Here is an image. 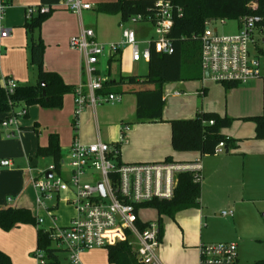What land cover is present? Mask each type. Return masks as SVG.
<instances>
[{"label":"crops","instance_id":"crops-1","mask_svg":"<svg viewBox=\"0 0 264 264\" xmlns=\"http://www.w3.org/2000/svg\"><path fill=\"white\" fill-rule=\"evenodd\" d=\"M106 1L114 0H101L97 3ZM63 2L64 0H9L2 19H0V30L1 28L8 29L6 36H0V80L12 78L18 85L36 83V70L28 63L29 33L23 25L27 20L26 10L28 7L43 6L48 8L50 15L38 29H34L32 32V35L35 38L40 37L45 45L43 68L47 71L59 73L63 81L74 88L81 83H85L86 77L82 71V55L79 51L71 49L68 42L71 36L77 35L83 28H92L96 40L99 41L96 26L84 24V14H88V11L91 9L77 15L67 10ZM113 15L118 17V24H120L119 14ZM134 25L132 28L141 37V30L135 28L136 24ZM120 39L121 33L119 38H111V41L106 42H117ZM51 47L58 53L55 59L57 60L56 62L51 60L49 55H47V50ZM123 55L131 63H135L131 60L130 49L128 47L123 48L116 57H120V60ZM108 67L110 70V65ZM130 68L129 66L120 69L119 74L114 78L109 76L104 80L111 81L112 86H119L116 82H118L120 76L137 75ZM108 74L110 75L109 71ZM203 79H199V82L203 83ZM177 82L171 94L179 96L183 93L182 82L185 81ZM262 86L263 82L261 78V82H252L241 87L240 90L225 89V93H229L228 95H232V92L236 95V91H241L239 92L240 101L237 104H230L226 101L224 105H220L214 109L217 113L224 112L225 115L223 116L232 118L233 123H235L233 130L223 133V128L222 133L233 139L234 142L225 147L227 151L224 149L222 152L212 155H201L197 151H191L193 153L175 152L170 144V124L168 123V120L172 118L168 119L166 115L164 116L163 109L161 121L135 123L137 96L133 90L139 89V85H121V90L124 93L119 94L120 100L117 101L119 102L118 109L102 114V117L100 116L99 119L96 115V107H87L81 114V118L79 116L80 125L79 127L77 126V130L79 128L77 135L81 141L86 143L94 142L97 139L108 143H116L120 138L121 125L124 123L129 125L127 132L128 142L120 147V159L123 162H154L164 160L167 156H171L172 160L175 161L199 160L201 162L198 206L176 212L163 222L160 216L161 236L156 255L161 264H200L198 245L200 243L210 244L218 242H235L237 246L236 260L238 262L239 241L243 242L245 239L263 240L264 139H255V124L253 121L247 119L262 113ZM166 87H162L164 104H166V95H170ZM191 88L194 87L192 86ZM202 88L206 91L208 87ZM175 92L179 94H175ZM66 96H72L73 99L74 92L64 95L63 106L60 109L42 108L38 105L26 107V118L22 120L18 119V125L27 126L38 131V127L41 124L40 120L47 113L51 114L54 119L60 116L65 117L68 121L71 120L72 125L73 102L72 99L67 102ZM68 103H70L68 105L69 108H66ZM15 107L11 108L8 112H0V122L10 112H13V114L19 113L15 111ZM208 111L207 106L203 109L202 105H200V107H196L195 115L198 112ZM92 115L94 117L93 123L91 122ZM131 120H133L132 124H130ZM52 130L54 132H49L48 135L50 133H57L61 144V136L57 132L59 129L53 127ZM48 135L45 143L38 144L36 148L33 145V148H35L34 156L38 146L47 144ZM72 139L67 143L66 151H68ZM27 151H31L30 145ZM66 154L67 152L63 153L64 156ZM11 163L10 160L2 162V164L8 165ZM29 163H32V157L30 156L27 164ZM50 165L39 169L37 173L47 169ZM24 169L26 167L22 170ZM30 169H32L31 172L33 173V168L30 167ZM1 172L2 170H0ZM0 184V207L28 208L36 218L41 217L43 219L42 223L46 221V218H50V225L42 227L44 230L50 231V236L56 227H60V225H56L55 218L36 205L37 193L29 181H18L15 185L9 182ZM12 186L15 188L14 192L16 196H14V199L8 197L5 200L4 191L11 189ZM68 197L69 195L65 193L59 194L56 196V199L59 203L61 198L67 205L71 206L67 201ZM217 201H220V207H222L220 217H216L218 204L215 203ZM54 205H56L54 209L55 213L58 204ZM71 207L73 212L68 217L66 224L74 215V208L73 206ZM222 211H232L233 215H223ZM27 225L29 224L18 225L8 232L0 228V250L9 255L12 264H37L36 258L31 259L26 256L27 250L32 248L36 243L37 226L32 225L34 228H29ZM11 238L16 239L13 241ZM22 246H27V250L24 251ZM52 246L57 247L56 241L53 238ZM95 249L99 248L84 251L81 254L82 264H113L108 261L107 251H105L104 256L99 260L95 259V256H97ZM58 261L60 264H68L67 253L65 251L58 253Z\"/></svg>","mask_w":264,"mask_h":264},{"label":"built area","instance_id":"built-area-1","mask_svg":"<svg viewBox=\"0 0 264 264\" xmlns=\"http://www.w3.org/2000/svg\"><path fill=\"white\" fill-rule=\"evenodd\" d=\"M9 0H0V19L8 6ZM64 7L80 15L92 5L83 0H64ZM154 12L136 15L128 22H120L121 39L117 42H99L92 28H83L70 37L69 46L82 55V71L86 81L74 88V112L76 120L87 107L95 108L102 102H117L116 93L101 94L104 79L98 74L100 56L106 51L110 57H116L124 48L130 49L133 62L141 59L148 62L150 49L159 53L172 52V43L168 33L174 16H181L180 7H174L171 0H155ZM249 6L256 8L255 3ZM48 12L47 7L30 6L26 17L30 19L37 13ZM238 32L222 34L213 24H223V19H208L201 35V68L203 78L216 82L244 83L261 77L260 62L250 54V45H254L259 30L260 17L247 15L237 20ZM149 22L153 26L155 38L141 39L129 23ZM8 29L1 28L4 37ZM140 38V39H139ZM144 44L140 50L139 45ZM208 70V77L204 72ZM0 85L8 94L18 86L12 78L0 80ZM175 94H179L175 92ZM26 109L1 120L7 137H14L18 132V115H25ZM212 123V121H209ZM128 124H122L120 138L116 143L97 139L86 143L74 135L67 154L60 162L59 171L51 164L47 169L33 175L29 168V183L36 190V205L54 218V206L47 202L59 194H68L67 201L74 208V215L65 226L56 227L51 234L57 247L67 253L68 264H82L81 254L94 248L115 245L128 241L140 264H161L156 250L160 244L157 223L140 230L136 222L138 205L152 200L170 199L174 194L177 176L190 173L194 181H201V162L199 160L123 162L120 159V147L127 144ZM224 142H219L214 154L225 149ZM50 170L51 176L45 173ZM102 186L103 193L100 191ZM223 215H233L232 211H222ZM38 224L43 222L37 217ZM141 221V220H140ZM200 264H229L237 258L235 242L200 243L198 245ZM37 264H45L43 253L36 250Z\"/></svg>","mask_w":264,"mask_h":264},{"label":"trees","instance_id":"trees-1","mask_svg":"<svg viewBox=\"0 0 264 264\" xmlns=\"http://www.w3.org/2000/svg\"><path fill=\"white\" fill-rule=\"evenodd\" d=\"M174 7H180L181 16H174L168 38L172 43V52L159 53L153 47L150 49V58L147 62V72L144 75L120 76L119 86H112L111 81H105L101 94L124 93L121 85H139L133 90L137 96L135 123L155 122L162 120L164 100L162 87L165 83L174 81L199 80L203 78L201 68V35L208 19L237 20L247 15H257L260 21L257 28L263 35L261 52L264 54V0H171ZM255 3L256 8L249 6ZM155 0H114L96 4L98 12L106 14H119L120 22H128L136 15H147L154 12ZM50 12L37 13L24 23L29 33L28 63L35 68L37 81L35 84L18 85L13 93L8 94L0 85V112H8L18 104L25 106L38 105L42 108L60 109L63 106V97L74 92V87L63 81L61 75L55 71L43 68V54L45 45L40 37H34L32 32L38 29L49 17ZM114 57L108 59V65ZM263 86V109L257 116L247 118L255 124V139H264V76H261ZM43 82V85H42ZM225 89L237 86L236 82H223ZM44 91V94H43ZM212 121V123H209ZM170 144L175 152L197 151L201 155L214 154L219 142L226 146L234 142L225 136L222 129L229 127L232 118L220 116L210 112H198L188 119H171ZM72 127L76 131V120L73 118ZM36 157H48L52 161L54 170L59 171L63 153L57 133L48 135L47 144L38 146ZM165 161H171L167 156ZM200 182L194 181L190 173H180L174 194L170 199L152 200L142 203L156 208L158 219L156 221L161 236L160 216L168 214L173 216L176 212L197 207L199 204ZM21 224L37 226L36 248L41 250L45 264H60L58 253L65 251L60 247L52 246L50 231L39 226L31 210L25 207H0V228L4 231ZM140 230L149 225V222H136ZM107 258L113 264H140L128 241L118 242L107 246ZM0 264H12L8 254L0 250ZM229 264H238L237 260ZM252 264H264V259L255 260Z\"/></svg>","mask_w":264,"mask_h":264},{"label":"rangeland","instance_id":"rangeland-1","mask_svg":"<svg viewBox=\"0 0 264 264\" xmlns=\"http://www.w3.org/2000/svg\"><path fill=\"white\" fill-rule=\"evenodd\" d=\"M87 1L92 5V9L88 11V14H84V24L85 25H92L96 26V33L99 41L106 42L111 41V38H119L121 33V27L120 24H118V17L113 14H105L102 12H98L96 9V3L101 0H83ZM136 24V27L138 30H141V39H147L150 40L152 38H155L156 35L154 34L153 26L149 22H139L134 23ZM133 23H131L130 27H134ZM214 26L218 27V32L222 34H232L238 32V23L236 20H225L223 24L216 22L213 24ZM139 38V39H140ZM70 40V38H69ZM263 41V35L262 33L257 34L256 40L254 42V45H250V54L253 57H256L260 62V69H261V75L264 76V54L261 52L262 50V42ZM69 43V42H68ZM70 47V46H69ZM47 50V55H49L50 59L56 62V57L58 55L56 50L52 49ZM126 48V47H124ZM140 50L144 48V44L139 45ZM68 49V48H67ZM55 52V53H54ZM110 56L105 51L99 58V64L98 74L102 77V79H105L107 77L114 78L116 75L119 74L120 69L131 67L130 69H133L134 72L137 73V75H144L147 72V62L143 59L139 60L138 62L131 63V61L126 58L125 55L121 57H116L115 60H111L110 62V70L108 65V59ZM57 65V64H55ZM60 65V63H59ZM58 66V65H57ZM108 71L110 72V75L108 74ZM252 82H261L260 77H256L254 79H250L244 83H239L237 86L230 88L231 90L239 89L247 84H250ZM178 82H168L163 85L167 86V91L170 92V95H166L165 100L166 104L163 106V115L168 119H188L195 115L196 107H200L202 105L203 109L205 107H208V112L215 113L217 115H225L224 112L217 113L214 109L219 107L220 105H224L226 101H228L230 104L235 103L237 104L240 101L239 98V92L236 91L235 93L232 92V95H228L229 93H225V87L223 82H216L214 80H210L209 78H204L203 83L199 82V80H188L185 82H182L183 84V93L179 96L171 94L174 88L176 87ZM194 88H191V87ZM208 87L206 91H204V88L202 87ZM166 91V92H167ZM204 91V92H203ZM65 99L67 102L72 99V96H66ZM73 107L74 106V97L72 99ZM70 103L66 105V108H69ZM119 102H102L101 104L96 106V115L99 119L100 116L102 117V114L106 112H110L113 110L118 109ZM27 106L18 104L15 107L16 112H21L22 109H26ZM74 112V110H73ZM13 112H10L7 116H5L2 119H6L8 116H11ZM74 116V115H73ZM163 116V117H164ZM18 119L22 120L26 118L25 115H18ZM79 118V117H78ZM77 118V126L80 125V120ZM81 118V115H80ZM41 124L38 127V131L30 128V127H23L18 126V132H16V135L14 137H7L5 128L0 127V170L2 172L0 173V183L9 182L12 185H15L18 181H29V168H33V175L37 174V171L39 169H43L50 165L52 163L51 159L41 158V157H35L34 152L35 148L38 144L45 143L47 139V135L49 132H54L52 128H58L59 131H57L61 136V150L63 153L67 152L66 147L67 143L72 139L74 135H76L79 132L78 130H74L71 125V120L68 121L67 118L58 117L57 119H54L53 116L49 113L45 114L41 118ZM94 117L91 116V122L93 123ZM131 120V123L132 124ZM169 123V122H168ZM248 124V123H246ZM235 126V123L230 124L229 127L223 129L224 132L232 131ZM24 132V133H22ZM56 132V131H55ZM22 133V134H21ZM26 133V135H25ZM78 136V135H77ZM79 137V136H78ZM31 148V151H27L28 148ZM33 145H35V148H33ZM123 149V148H122ZM121 151V148H120ZM185 153H193V152H185ZM32 157V163L27 164L29 162V156ZM3 155V156H2ZM11 161L12 163L10 165L8 164H2L3 161ZM35 166V167H34ZM24 167L26 169L22 170ZM1 185V184H0ZM14 186H12L11 189H6L4 191V197L5 200L8 199V197H11L14 199L15 192H14ZM13 203V202H12ZM58 204V207L55 211L54 218L56 220V225H66L68 217L72 214L73 209L71 206L67 205L61 198L59 203L57 202L56 197L53 198V200H50L47 202L48 206ZM215 204H218V210L216 211V217H220V211L222 207H220V201H217ZM13 206V204H12ZM5 207V206H3ZM194 208V207H191ZM190 209V208H187ZM186 210V209H183ZM36 211V210H35ZM39 211H41L39 209ZM182 211V210H180ZM179 212V211H178ZM43 213V212H41ZM264 213V211L262 212ZM138 218L141 221L149 222V223H156L158 219V213L155 207L149 206V205H142L138 207L137 210ZM171 215L163 214L161 215L162 222L169 218ZM263 217V216H262ZM50 225V218H46V221L42 224H40V227H46ZM29 228H32V225H27ZM15 228V227H14ZM24 228V227H19ZM34 228V227H33ZM13 229V228H12ZM10 229V230H12ZM18 229V228H17ZM9 230V231H10ZM15 230V229H14ZM8 232V231H5ZM13 241L16 238H11ZM239 251H238V264H252L255 260L258 259H264V237L263 240L259 241L258 239L249 240L245 239L243 242L239 241ZM23 247V246H22ZM27 246L23 247L24 251L27 250ZM36 243L32 246V248H29L27 250L26 256L35 259L36 254ZM96 255L95 259L99 260L101 257L104 256V253L106 251V248H99L95 249ZM21 254V253H20ZM19 254V255H20Z\"/></svg>","mask_w":264,"mask_h":264},{"label":"water","instance_id":"water-1","mask_svg":"<svg viewBox=\"0 0 264 264\" xmlns=\"http://www.w3.org/2000/svg\"><path fill=\"white\" fill-rule=\"evenodd\" d=\"M204 75H205V77H208V70H205ZM42 85H43V82H42ZM43 94H44V91H43ZM225 151H227V148H225ZM45 176H46V177H50V176H51V171L48 170V171L45 173ZM100 191H101V193H103V189H102V186H101V185H100ZM262 216H263V218H264V213L262 214Z\"/></svg>","mask_w":264,"mask_h":264}]
</instances>
